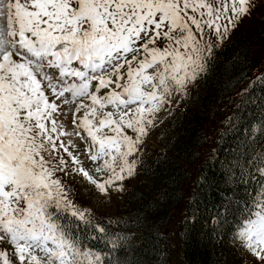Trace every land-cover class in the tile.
Segmentation results:
<instances>
[{"label": "snow or ice", "instance_id": "1", "mask_svg": "<svg viewBox=\"0 0 264 264\" xmlns=\"http://www.w3.org/2000/svg\"><path fill=\"white\" fill-rule=\"evenodd\" d=\"M254 6V0H0V243L11 246L0 248V264H126L112 256L126 237L94 224L91 212L69 199L58 173L82 175L103 195L123 191L158 114L176 95L187 96ZM64 106L86 136L65 130ZM73 134L86 143L80 155L61 142ZM253 162L264 177V150ZM81 225L101 235L86 236ZM233 235L264 264V179ZM97 239L110 251L86 242Z\"/></svg>", "mask_w": 264, "mask_h": 264}, {"label": "trees", "instance_id": "2", "mask_svg": "<svg viewBox=\"0 0 264 264\" xmlns=\"http://www.w3.org/2000/svg\"><path fill=\"white\" fill-rule=\"evenodd\" d=\"M259 41L264 15L260 25L218 46L198 79L204 91L188 94L199 105L177 99L162 128L163 148L140 159L143 186L134 188L116 217L93 221L126 237L112 256L126 264H235L239 243L233 234L264 179L253 162L264 150V82L257 80L264 69L249 78ZM84 234L101 235L92 229ZM86 242L105 253L111 248L101 239Z\"/></svg>", "mask_w": 264, "mask_h": 264}, {"label": "rangeland", "instance_id": "3", "mask_svg": "<svg viewBox=\"0 0 264 264\" xmlns=\"http://www.w3.org/2000/svg\"><path fill=\"white\" fill-rule=\"evenodd\" d=\"M254 5L255 6L253 7L251 14L249 16H245L240 21L238 27L234 31H232L230 36L224 41H227L228 39L234 37L236 34H240L243 30L249 31V29H253L254 27L260 25V18L264 15V0H254ZM253 59L254 62L252 72L249 77L250 79L258 76L260 71L264 69V42L259 41L255 46ZM242 87L243 86H241L239 89L240 92L242 90ZM192 90H194L195 92L204 91L203 88L198 85L197 80L194 84L189 85L187 96L185 97V99H183V101L186 104L192 103L195 105H199V101L197 99L188 95ZM236 95L237 93L233 94L232 97H236ZM180 97L182 96L176 95L172 99V102L170 104L165 105L164 110H162L158 114L155 126L149 130L148 135L144 138V142L140 145V159L145 157L146 155L150 156L153 153L152 151L154 150H161L163 148V146L161 145V138L163 133L162 128L166 127L168 122H171L170 117L172 115L171 113L174 108V103ZM195 105H192L191 107H194ZM222 109L226 111V109ZM75 115L76 117H81L83 113H76ZM72 119L73 112L68 110V106H64V113L60 116V120L63 122L65 130L68 133H72L74 130L73 128L76 127V125L72 123ZM105 131H107V129ZM83 134L84 136H86V134L82 131L81 135ZM129 134L132 135L130 130ZM209 134H211L210 130ZM69 141H71V144L76 145V147H71ZM61 142L69 146V150L76 155H80V153L83 152V150L86 148L85 141L81 140L80 137L76 135L75 137L71 138L69 136L61 137ZM204 148H202L200 152H202ZM60 155L64 156V158L69 162L71 167H76V165H73L71 163V157H69L67 153L63 152L62 149L60 150ZM81 158L83 159L84 157ZM90 164V161H86L84 165L85 168H89ZM191 168L193 169V167ZM58 175L61 177L63 183L68 189L69 199H71L74 204H76L80 208L86 209L91 212L92 215L90 219H92V221H97L100 223H107L109 219H111L112 217H116L118 209L127 206L126 198L131 195L134 188L143 186V183L141 182L144 181L143 178H141V176L139 175L138 166L136 174L133 177L127 178L123 181V191L117 192L114 189H110L108 195H103L96 189L94 185L86 181L82 175H78L75 173L71 175L58 173ZM173 212H175V209ZM173 221L175 222V219ZM172 227L173 226L170 225V228ZM238 243V259L235 264H261V262L256 257H254L250 252H248L245 248L241 246L239 241ZM0 248H8L9 251H11V246L4 243H0ZM173 262L174 264H180L175 260Z\"/></svg>", "mask_w": 264, "mask_h": 264}, {"label": "bare ground", "instance_id": "4", "mask_svg": "<svg viewBox=\"0 0 264 264\" xmlns=\"http://www.w3.org/2000/svg\"><path fill=\"white\" fill-rule=\"evenodd\" d=\"M73 129H76V127H75V128H73ZM76 130H77V131H80V132H81V134H82V131H83V130H81V129H76ZM85 134H86V133H85ZM83 135H84V134H83ZM66 136H69L70 138H71V137H75V135H74V134H73V135H66Z\"/></svg>", "mask_w": 264, "mask_h": 264}]
</instances>
